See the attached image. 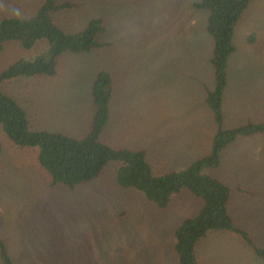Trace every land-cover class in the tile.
Instances as JSON below:
<instances>
[{"label":"rangeland","instance_id":"1","mask_svg":"<svg viewBox=\"0 0 264 264\" xmlns=\"http://www.w3.org/2000/svg\"><path fill=\"white\" fill-rule=\"evenodd\" d=\"M43 1L0 0V20L31 17ZM197 1L58 0L73 6L54 11L55 24L73 33L101 17L106 30L97 39L103 45L65 51L56 59L54 74L5 78L0 89L23 107L29 130L80 138L91 122L90 86L105 70L114 92L100 141L143 149L153 175L180 171L211 154L217 132L204 100L214 87L213 43L208 11L194 7ZM251 32L256 40L250 45L246 36ZM233 44L223 128L248 118L264 120V0H249ZM50 47L46 38L30 47L19 39L4 41L0 72L19 60L46 58ZM242 138L221 151V169L232 170L227 182L240 195L237 217L229 210L234 223L264 248V135ZM0 145V238L14 264H177L174 230L199 211L200 198L184 190L159 208L142 192L117 184L121 160H110L87 182L52 185L38 161V146L13 143L2 124ZM197 242L201 264H264L231 231L211 230Z\"/></svg>","mask_w":264,"mask_h":264},{"label":"trees","instance_id":"2","mask_svg":"<svg viewBox=\"0 0 264 264\" xmlns=\"http://www.w3.org/2000/svg\"><path fill=\"white\" fill-rule=\"evenodd\" d=\"M249 0H199L193 6L208 11L207 31L212 38L210 63L214 72V87L207 92L206 102L214 113L217 132L209 156L195 160L187 168L153 175L143 149L116 148L100 141L99 136L109 118V101L113 94L110 74L99 71L90 86L92 114L87 132L80 138L63 133L32 131L23 107L0 89V124L10 140L20 146H38V161L48 172L51 184L73 187L97 177L110 160H121L116 171L117 184L142 192L147 200L165 208L170 196L187 190L203 201L202 207L184 218L174 230V250L177 264H196L194 245L211 230L237 233L259 256L264 248L257 246L250 234L238 227L229 211L230 188L219 180L203 173V168L216 166L221 149L239 135L255 132L264 134V122H248L243 126L225 129L222 126L221 101L227 84L226 67L234 52V28ZM73 6L44 0L35 15L28 18L5 17L0 20V49L4 41L19 39L30 47L37 39L46 38L51 47L48 57L19 60L0 72V81L19 75H52L57 57L65 51L86 52L103 45L98 34L106 30L101 17L88 21L78 32H65L53 19L54 11ZM253 41V34L249 36ZM1 151V145H0ZM1 264H14L5 242L0 238Z\"/></svg>","mask_w":264,"mask_h":264},{"label":"crops","instance_id":"3","mask_svg":"<svg viewBox=\"0 0 264 264\" xmlns=\"http://www.w3.org/2000/svg\"><path fill=\"white\" fill-rule=\"evenodd\" d=\"M251 34H253V41H249V36L251 35ZM255 40H256V35H255V33L254 32H251V33H249V34H247V36H246V41H247V43L248 44H253L254 42H255ZM235 51V50H234ZM229 59V58H228ZM226 74H227V84H226V86H225V88H224V90H223V94H222V101H221V112H222V105H223V103H224V97H225V94H224V92H225V90L227 89V86H228V61H227V67H226ZM213 89V88H212ZM211 89V90H212ZM209 90H207L206 91V95H205V98H204V100H205V103L207 104V102H206V96H207V92H208ZM113 92H114V89H113ZM113 95V94H112ZM112 97V96H111ZM208 105V104H207ZM208 107H209V105H208ZM91 108H92V106H91ZM210 108V107H209ZM211 109V108H210ZM212 111V110H211ZM109 113H110V111H109ZM212 113H213V111H212ZM222 116H223V119H224V115H223V113H222ZM213 117H214V113H213ZM28 118V117H27ZM109 119V118H108ZM214 121H215V118H214ZM29 122V121H28ZM108 122V121H107ZM248 122H252V123H261V122H264V120H262V121H258V122H256V121H253L251 118H248L246 121H244V123H242L241 125H238V126H234V127H231V128H235V127H239V126H243V125H245L246 123H248ZM215 124H216V126H217V123H216V121H215ZM222 126H223V120H222ZM217 128V127H216ZM225 129H228V128H225ZM255 133H259V134H262V133H260V132H255ZM255 133H252V134H250V135H253V134H255ZM250 135H239V136H237L233 141H235L236 139L238 140V141H241V139H243L242 137H244V136H250ZM264 135V134H263ZM232 141V142H233ZM223 149V148H222ZM222 149H221V151H222ZM221 151H220V155H219V160H218V163H217V165L216 166H213V167H209V168H205V169H203V173H204V171L205 170H207V169H211V168H213V170H215L216 171V173L215 174H212V175H209V176H211V177H213V178H215V179H217V180H219L220 182H223L224 184H226L229 188H230V199H229V202H228V211H229V213H230V210H229V206H230V208L233 210V214L235 215V217H237V214H236V208L238 207V205H239V200H240V195L238 194V193H236L235 191L234 192H232V188L229 186V184H228V180L229 181H231V179H230V177H232L231 176V173H232V170L231 171H229L228 172V166L227 165H223V167H224V170L223 169H221V167H222V165H221V162H220V157H221ZM202 158H204V157H201V158H197V159H195V160H198V159H202ZM194 160V161H195ZM193 161V162H194ZM192 163V162H191ZM190 163V164H191ZM189 164V165H190ZM188 165V166H189ZM187 166V167H188ZM187 167H185V168H187ZM184 168V169H185ZM183 170V169H182ZM173 171H176V170H173ZM235 187V186H234ZM182 192H184V191H182ZM182 192H180V193H178V194H181ZM233 193V194H232ZM251 194V193H250ZM230 215H231V213H230ZM231 217H232V215H231ZM232 219H233V217H232ZM234 221V220H233ZM239 227V226H238ZM241 228V227H240ZM202 238V237H201ZM197 241H199V239L197 240ZM196 244V243H195ZM201 252H200V250L198 249V242H197V247H196V245H194V255H195V259H196V264H201V261H202V259H203V256L201 257Z\"/></svg>","mask_w":264,"mask_h":264}]
</instances>
